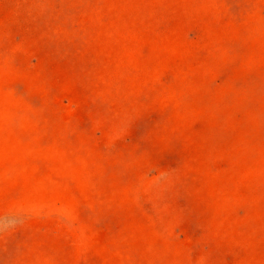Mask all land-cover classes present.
I'll return each mask as SVG.
<instances>
[{"label": "rangeland", "instance_id": "1", "mask_svg": "<svg viewBox=\"0 0 264 264\" xmlns=\"http://www.w3.org/2000/svg\"><path fill=\"white\" fill-rule=\"evenodd\" d=\"M0 264H264V0H0Z\"/></svg>", "mask_w": 264, "mask_h": 264}]
</instances>
